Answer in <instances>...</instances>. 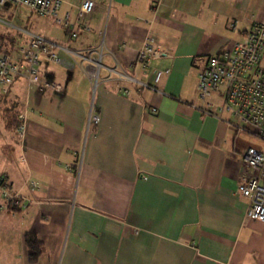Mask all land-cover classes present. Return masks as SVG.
Instances as JSON below:
<instances>
[{
    "label": "crops",
    "instance_id": "0c3cea01",
    "mask_svg": "<svg viewBox=\"0 0 264 264\" xmlns=\"http://www.w3.org/2000/svg\"><path fill=\"white\" fill-rule=\"evenodd\" d=\"M78 1L61 0L59 14L74 20ZM93 1L73 37L45 15L58 28L48 37L101 43L103 64L132 67L174 97L127 79L123 93L103 66L93 85L78 64L45 57L39 73L59 89L15 78L0 92L23 113L21 136L0 117V172L26 197L0 208V264H264V221L244 217L236 190L238 130L193 105L206 55L261 18L264 0ZM146 33L165 54L134 63ZM26 236L38 242L34 260Z\"/></svg>",
    "mask_w": 264,
    "mask_h": 264
},
{
    "label": "built area",
    "instance_id": "2783aa9c",
    "mask_svg": "<svg viewBox=\"0 0 264 264\" xmlns=\"http://www.w3.org/2000/svg\"><path fill=\"white\" fill-rule=\"evenodd\" d=\"M61 0H0V10H8V6L25 5L41 15L52 16L67 30L70 37L76 34V19L78 15L86 12L94 5L93 0H79L77 3V16L71 20L68 10L59 14ZM160 0H152L156 6ZM235 19H230L227 25L235 27ZM0 22L12 25L22 31L26 38L18 42L14 50L0 51V92H5L15 78L25 80L27 84L39 85L42 88L59 89V83L53 79L41 77L38 69L40 57H45L53 62L72 66L78 64L92 84L96 83L98 68L103 66L113 74L115 84L126 93L127 86L121 84L122 79L135 81L158 93L174 97L156 85L149 83L134 73L132 67L105 65L101 62V43L76 49L45 37L43 34L11 22L0 16ZM64 51L70 58L59 54ZM165 54L160 43L150 33H146L136 50L133 62L148 64L151 57ZM78 56L76 60L73 56ZM167 68H155L154 76ZM194 91L200 99L193 104L204 114L213 115L225 120L234 129L251 132L264 140V15L250 22L240 37L230 40L223 47L206 55L200 66L194 83ZM218 99V101L216 100ZM154 109V106H151ZM224 109L229 117L218 111ZM22 118L23 113L18 112ZM97 114L90 111L88 120L95 121ZM15 132L22 135V119L16 124ZM239 178L236 190L246 197L244 217L264 221V149H257L248 145L239 155ZM28 185L33 187L36 180L29 179ZM0 208L22 207L25 205V196L12 188L7 177L0 172Z\"/></svg>",
    "mask_w": 264,
    "mask_h": 264
},
{
    "label": "rangeland",
    "instance_id": "374dc122",
    "mask_svg": "<svg viewBox=\"0 0 264 264\" xmlns=\"http://www.w3.org/2000/svg\"><path fill=\"white\" fill-rule=\"evenodd\" d=\"M8 10H0V16H3L9 19L11 22L20 24L26 28L32 29L43 34L45 37L51 39L48 36H52V28L54 27V23L51 21V18L45 15H41L30 9L25 5H16V6H8ZM0 36H1V47L9 49L11 52L14 50L15 46L18 42L23 41L26 38V35L15 28L12 25H7L5 23L0 22ZM53 40V38H52ZM218 101V99H216ZM16 110V108H14ZM11 108V104L9 101L2 97L0 98V117L4 118V120L9 119V114L14 112ZM219 113H224V109ZM225 114H228L225 112ZM228 116V115H227ZM233 128V127H232ZM15 129V127H14ZM237 145L241 147L243 151L248 145L254 146L257 149H264V140L256 136L255 134L237 129Z\"/></svg>",
    "mask_w": 264,
    "mask_h": 264
},
{
    "label": "trees",
    "instance_id": "16d2710c",
    "mask_svg": "<svg viewBox=\"0 0 264 264\" xmlns=\"http://www.w3.org/2000/svg\"><path fill=\"white\" fill-rule=\"evenodd\" d=\"M1 36H0V51L3 50V51H10L9 49L7 48H4V47H1ZM14 112H12L11 114L7 113L10 117L9 119L7 120H4V126L6 128H14L16 126V124L20 121V117H18L17 113L18 111L17 110H13ZM25 241L26 243L28 242V244H30L31 246V252L28 254V258L29 260H34L38 254V247L37 246V240L33 237H31L30 239L26 236L25 237ZM35 243V245H34Z\"/></svg>",
    "mask_w": 264,
    "mask_h": 264
}]
</instances>
